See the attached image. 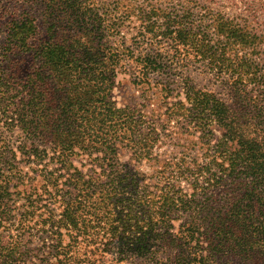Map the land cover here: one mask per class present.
Returning <instances> with one entry per match:
<instances>
[{
	"label": "trees",
	"instance_id": "trees-1",
	"mask_svg": "<svg viewBox=\"0 0 264 264\" xmlns=\"http://www.w3.org/2000/svg\"><path fill=\"white\" fill-rule=\"evenodd\" d=\"M254 1L4 4L0 264H264Z\"/></svg>",
	"mask_w": 264,
	"mask_h": 264
},
{
	"label": "rangeland",
	"instance_id": "rangeland-1",
	"mask_svg": "<svg viewBox=\"0 0 264 264\" xmlns=\"http://www.w3.org/2000/svg\"><path fill=\"white\" fill-rule=\"evenodd\" d=\"M161 1H167V3H168L170 0H161ZM171 1H175V0H171ZM183 1L186 4L191 3V1H193V3H192L193 5L196 4L195 3L196 0H183ZM208 1H209V4H211L213 7H222V8L227 9V10L237 9V11H240L244 8V2L243 1H249L250 2L251 0H208ZM17 2H18V0H12L11 3H9L8 0H0V13L3 11V8L5 7L4 4L9 5V7L11 9L10 11H19L18 9H20L21 7H20V3L18 4ZM253 3H256L255 7L259 9L258 18H260L261 20H264V0H255ZM163 6H165V5H163ZM33 14L38 17V12H33ZM38 20H39V18H38ZM195 75H199V74H197V72H195ZM118 77H119V80L121 81V85H123L124 83H127L129 81L128 76L125 74H119ZM198 80L201 84L202 83L207 84V82H208L206 79L205 80L201 79V77H198ZM173 85H177V83H174ZM120 90L121 89H119V88L115 90V92L118 93V99L120 98V95H121V94H119ZM144 169L150 170V168H148L147 166H144ZM90 245L91 246H89L88 250H90L96 246L94 244H90ZM89 253L91 254L92 252L89 251ZM99 255H101L100 250H98L96 252L94 257L98 258ZM104 256L112 257L111 254H108V253H104ZM121 264H130V263L123 262Z\"/></svg>",
	"mask_w": 264,
	"mask_h": 264
}]
</instances>
